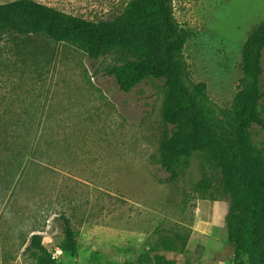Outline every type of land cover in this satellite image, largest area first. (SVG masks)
<instances>
[{
    "label": "rangeland",
    "instance_id": "rangeland-1",
    "mask_svg": "<svg viewBox=\"0 0 264 264\" xmlns=\"http://www.w3.org/2000/svg\"><path fill=\"white\" fill-rule=\"evenodd\" d=\"M32 1L99 21L120 16L129 0ZM172 5L188 33L185 83L190 89L206 85L203 105L213 127L234 141L245 111L244 103L234 101L241 89L242 47L264 19V0ZM130 58L111 50L94 60L75 45L43 36L1 39L0 264H44L24 252L32 234L41 236L55 264H196L204 251L209 261L232 257L221 222L229 199L207 154L178 157L171 179L161 166V141L171 128L162 117V81L147 78L123 93L106 74ZM262 66L260 90L264 54ZM250 139L253 159L264 161V130L254 126ZM202 179L210 188L199 195ZM203 203L215 206L221 236L191 235ZM61 216L76 233L74 251Z\"/></svg>",
    "mask_w": 264,
    "mask_h": 264
},
{
    "label": "trees",
    "instance_id": "trees-1",
    "mask_svg": "<svg viewBox=\"0 0 264 264\" xmlns=\"http://www.w3.org/2000/svg\"><path fill=\"white\" fill-rule=\"evenodd\" d=\"M7 35L43 36L54 43H70L94 60L111 50H122L131 58L106 70L118 89L129 93L147 78L162 81L165 100L162 117L171 126L163 135L161 166L173 178L178 157L204 152L220 171V185L229 199L225 217L226 245L232 250L229 264H264V161L252 157L250 131L264 130L263 75L264 19L249 32L241 52V89L235 103H244L238 136L228 141L214 129L203 103L206 85L190 89L184 80L183 50L188 33L176 22L172 0H129L120 16L93 21L62 13L32 0L0 4V41ZM210 182L199 181V195ZM68 248H76V233L68 218L61 216ZM24 252L44 264H55L32 234ZM163 264H173L164 262Z\"/></svg>",
    "mask_w": 264,
    "mask_h": 264
},
{
    "label": "crops",
    "instance_id": "crops-1",
    "mask_svg": "<svg viewBox=\"0 0 264 264\" xmlns=\"http://www.w3.org/2000/svg\"><path fill=\"white\" fill-rule=\"evenodd\" d=\"M223 201H218L215 203L217 205L221 204ZM215 211V206H213L212 203H203V206H201L197 211H195L193 215V221L190 225L189 229L192 234L200 235L204 238H208L211 236H221L220 229L218 228L217 219L214 218L213 214ZM221 222H224V226L226 229V223L225 218L221 220ZM225 237V236H224ZM225 240L227 241V229H226V237ZM227 246V245H226ZM206 254V251L198 253L199 257L194 260V263L196 264H219L220 262H223V264H229L230 262V255H227L226 257H223V261L217 260V261H209L208 259L204 258V255ZM203 255V256H202ZM192 264V262H190Z\"/></svg>",
    "mask_w": 264,
    "mask_h": 264
}]
</instances>
